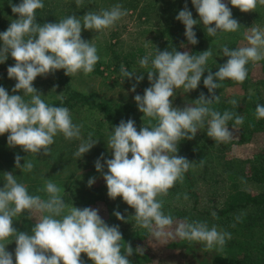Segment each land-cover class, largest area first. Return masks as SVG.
<instances>
[{
	"label": "clouds",
	"instance_id": "1",
	"mask_svg": "<svg viewBox=\"0 0 264 264\" xmlns=\"http://www.w3.org/2000/svg\"><path fill=\"white\" fill-rule=\"evenodd\" d=\"M82 3L83 0H76L77 7ZM230 3L242 12L264 6V0H230ZM192 4L207 35L238 31L240 23L222 0H192ZM43 7V0H21L18 5L11 4L12 12L19 14V18L12 20L6 31L0 32V41L3 42L0 63L5 62L10 53L16 61L7 69L9 78L17 81L12 91L23 92V95H10L0 86V135L10 133L7 136L9 146H20L27 153L43 151L44 155H50L54 137L62 134L69 141L80 139L83 125L73 123L69 108L49 106L33 86V81L37 76H47L59 69L66 70L65 75L71 77L79 72L84 75L92 73L100 56L96 45L82 38V27L102 32L114 27L128 12L122 5L115 4L99 12L89 11L82 19L69 15L59 22L41 24L37 22L36 10ZM176 19L185 25L188 42L197 44L194 25L200 21L193 18L187 5ZM213 22L215 27L211 26ZM244 36L248 46L236 49L222 46L223 55L229 59L214 74L209 69L204 78L203 84L212 96L201 93L198 99L183 108L173 107L170 97L179 88L185 93L197 89L208 69L206 65L212 50L194 55L189 51H160L157 48L155 58L151 60V70L147 71L151 86L143 95L134 97L139 111L144 113L142 119L148 118L147 125L138 131L133 119L121 120L107 138V146L113 150V158L106 160L108 171H103V154L95 162L96 170L103 173L108 196L111 199L122 197L134 208L136 225L146 229L157 241L178 237L189 243H203L206 250L223 251L231 239L230 232L219 231L215 225L209 228L207 222L198 220L188 222L185 219L176 224L174 231L169 230L174 219L171 214L164 213L163 200L157 197L166 196L177 181L183 183L184 174L193 166L194 162L177 154L181 140L193 139L207 124L209 137L216 143H228L233 137L228 122L234 120V129L244 123V117L235 112L225 110L221 113L211 107L213 103H219L220 97L215 94V89L221 87V82L231 79L243 83L248 76L246 65L264 60V29L253 26L250 34L245 32ZM150 55L139 60L140 67H149ZM120 72L123 78L133 76L123 64ZM214 77L219 78L220 83L214 82ZM143 79V75L136 77L137 81ZM131 90L135 92L136 85ZM229 103L237 105L235 99ZM255 116L264 119V104H257ZM153 120L156 123L153 124ZM93 135V132L88 133V139L80 143L74 157L81 158L98 142ZM21 159L20 155L15 156L16 167L23 173L31 172L34 163L26 159L21 165ZM4 180V186L0 188V264H13V254L6 250L10 237L17 244L16 264H85L81 253H86L93 264H131L129 257L134 249L130 243H121L123 235L119 225L109 226L99 215V209L69 207L60 194L62 189L51 180L37 189L46 192L47 199L30 194L12 172H5ZM94 183V177L88 180L89 187ZM184 198L188 199V196ZM25 210L29 212V219L36 213H46L36 220L31 234L13 226L14 218ZM114 215L125 221L121 212L115 211ZM212 216H217L215 211ZM235 219L240 221L241 217ZM135 252L143 255V247L137 246Z\"/></svg>",
	"mask_w": 264,
	"mask_h": 264
},
{
	"label": "trees",
	"instance_id": "2",
	"mask_svg": "<svg viewBox=\"0 0 264 264\" xmlns=\"http://www.w3.org/2000/svg\"><path fill=\"white\" fill-rule=\"evenodd\" d=\"M109 3L110 6L120 4L123 7H137L141 0H102ZM97 2V0H95ZM95 2L92 0H83L80 7H77L76 0H43L44 7L36 10L38 23L59 22L61 19L75 15L82 17L84 12L94 10ZM21 0H0V32L6 31L12 20L18 19L19 14L12 12L11 4H19ZM194 31L198 43L192 45V54L199 55L205 50V42L212 40L215 36L207 35L206 30L200 26H194ZM205 28V27H203ZM82 38L86 40L85 34L81 33ZM3 45V42H2ZM227 47L236 49L240 47L237 43L228 44ZM166 50L179 51L180 40L165 42ZM9 59L12 65L16 63L9 53ZM229 57L222 54L220 66L226 63ZM118 63V67L120 68ZM212 60L207 61L206 69L197 89L192 90L193 101L198 99L201 93L206 97H211L212 93L204 86L203 80L208 75L209 69L213 73ZM248 76L242 83L244 84L252 73L254 63L249 62ZM96 70H100L97 67ZM64 69L56 70L57 80L60 84L66 86L67 94L44 101L49 106H63L69 108L73 123L82 124L81 138L66 140L62 134L54 137V144L51 145V154L44 155L43 151L38 154L24 152L20 146H9L7 136L10 133L0 135V185H4V173L12 172L18 182L26 180L29 182L30 194L39 195L42 199H47L46 192H38L37 189L43 188L45 182L51 180L62 189L61 196L64 201L71 206L78 208L92 207V205L101 204L106 209V216L102 219L109 225H119L123 235V245L130 243L134 249L133 255L129 260L133 264H151L153 254L144 249V243L147 238L151 239L150 233L139 226L135 228L134 215H131L134 208L123 201L122 197L111 199L108 196V189L104 179L102 183H94L88 186V181L84 183L74 182L68 184L66 180L75 176L79 169L85 167H94L98 158L103 159L101 163L106 167V158L108 157V147L106 145L110 125L118 126L121 120L127 121L133 119L135 126L139 131L148 121L139 120L134 113H127L118 110V106L105 99H96L90 93L72 87L69 81V75H65ZM8 74V73H6ZM214 74V73H213ZM158 76V73L156 74ZM226 82L237 83L231 79ZM215 82V79H214ZM215 94L220 97L219 103H213L211 107L223 113L225 110L235 112L244 117L242 125L249 132L264 127V119H257L255 109L257 104H264V75L259 78V88L255 97L245 95L225 94L219 88L215 89ZM235 99L237 105L233 106L229 101ZM135 108L133 103L126 109ZM135 111V110H134ZM234 124L229 121L228 125ZM109 125V130L108 126ZM93 132V139L98 142L81 158L74 157V153L82 141L88 139V133ZM231 144L216 143L215 140L207 135V124L198 130L193 139H183L178 143V155L186 157L193 166L184 174V181L176 182L174 187L169 189L166 196L157 197L166 203L163 206L165 214H171L174 219L173 227L178 222L187 219L191 221L207 222L209 228L213 225L221 228L223 231L236 233L238 237H232L234 241L244 246V253L240 254H215L212 256L211 264H264V149L256 153L248 162L246 169L238 171L234 167L233 158L230 155ZM22 157L21 165L26 163V159L34 163L31 172L23 173L21 168L15 165V156ZM201 160H203L201 162ZM108 170H104L107 172ZM103 176V173H100ZM243 178V180H242ZM246 181V182H245ZM73 182V181H72ZM185 195L188 199H185ZM119 211L124 215L125 221L118 219L114 212ZM215 211L217 216L213 217ZM46 213H40L41 218ZM240 216V221L235 218ZM38 218V219H39ZM36 219H29V212L14 218L13 226L22 232L31 234ZM235 224V227L232 225ZM6 250L13 254V264L15 262V249L17 244L13 237L7 241ZM199 242L189 243L180 238L171 242L173 244L186 245L192 247ZM137 246L143 247L144 254L135 252ZM122 249V253H123ZM85 264H93L86 253H81Z\"/></svg>",
	"mask_w": 264,
	"mask_h": 264
},
{
	"label": "rangeland",
	"instance_id": "3",
	"mask_svg": "<svg viewBox=\"0 0 264 264\" xmlns=\"http://www.w3.org/2000/svg\"><path fill=\"white\" fill-rule=\"evenodd\" d=\"M92 1L95 2V0ZM222 2L226 3L231 9L233 18L240 23V27L236 32H218L214 39L205 42V50L210 48L212 50V56L209 59L216 63L212 68L213 73L219 70L220 58L223 54L222 46L232 43H237L240 47L248 46L244 33L249 32L250 34V29L253 26H259L264 29V6L258 5L255 11L242 12L239 8L232 6L230 0H222ZM185 5L192 12L193 18L200 21L196 25L206 30V28H203L205 26L200 20L192 0H141L137 7L122 6L123 9L127 10L128 14L117 21L112 28L98 32L82 27V33L85 34L86 40L96 45L100 60L95 65L92 73L84 75L83 72H79L72 77L70 76L69 81L72 87L90 93L96 99L108 100L118 106L119 111L133 112L139 120H142L144 113L139 111L134 97L137 94L143 95L144 90L151 86L147 71L151 70V60L155 58L156 49L164 51L166 50V41L171 42L179 39V51L193 53L192 44L188 42L184 34L185 25L176 19L178 13L185 8ZM111 7L109 3L97 0L92 11L99 12L101 9H110ZM86 13L84 12L83 15ZM211 26L215 27V22ZM2 46V41H0V47ZM148 54H151L149 67H140L139 60ZM9 58L8 55V59L0 63V86H3L10 95H23L22 90L16 93L12 91L17 81L9 78L8 74H6L8 73V67L13 66ZM118 63L123 64L128 71L133 72V76L131 78H123ZM97 67L101 71L96 70ZM57 75L58 73L56 72L49 73L47 76H37L33 81V86L41 93L43 100H50L67 94L66 86L58 82ZM140 75H143L144 79L137 81L136 77ZM263 75L264 60L257 61L254 63L252 73L244 84L223 81L219 90L229 95L255 97L259 88V78ZM214 79L216 83H220L219 78L214 77ZM122 80L123 82H121ZM133 85H136L135 92L131 90ZM174 91V96L170 97L173 107L183 108L193 103L192 90L187 93L184 92L183 88ZM25 99H29V97H25ZM131 103H133L135 108L132 110L126 109ZM144 120L148 121V118L145 117ZM152 123L154 124L156 121L153 120ZM107 126L109 130V125ZM228 127L229 131L233 133L229 143L231 144L230 155L233 158L234 167L238 171H243L246 169L250 159L264 149V127L252 133L243 126H236V129L232 125H228ZM114 129L115 125H110V131H114ZM108 154L106 159L113 158V150L108 148ZM129 157L131 158V153H129ZM106 169L108 170L107 166H104L103 171ZM100 173L102 172L97 171L94 167H85L84 169H79L75 176L68 178L69 180L66 181L68 184H74L78 179L80 181L77 182L85 184V181L94 177L95 183L103 184L104 178ZM20 183H23L29 192L31 191L28 181L23 180ZM3 186L0 185V188ZM165 204L163 200V206ZM92 208L99 209V215L102 218L106 216V209L101 204L92 205ZM130 214L134 215L135 211L132 210ZM39 215L40 213H36L33 218L37 220ZM217 229L223 231L219 227ZM169 230L174 231V227ZM231 236L238 237L236 233H231ZM150 237V240L149 238L146 239L144 249L153 254L151 264H211L212 256L215 254L242 255L244 253V246L234 241L232 237L226 242L223 251L206 250L203 243H196L190 248L180 244L171 245L172 241L179 239L178 237H169L166 241H157L151 234Z\"/></svg>",
	"mask_w": 264,
	"mask_h": 264
}]
</instances>
